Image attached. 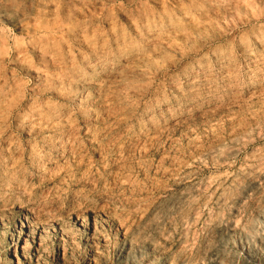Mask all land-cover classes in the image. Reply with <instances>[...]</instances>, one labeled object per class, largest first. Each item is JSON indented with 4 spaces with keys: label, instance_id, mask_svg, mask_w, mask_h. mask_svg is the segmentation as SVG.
<instances>
[{
    "label": "rangeland",
    "instance_id": "1",
    "mask_svg": "<svg viewBox=\"0 0 264 264\" xmlns=\"http://www.w3.org/2000/svg\"><path fill=\"white\" fill-rule=\"evenodd\" d=\"M0 264H264V0H0Z\"/></svg>",
    "mask_w": 264,
    "mask_h": 264
}]
</instances>
